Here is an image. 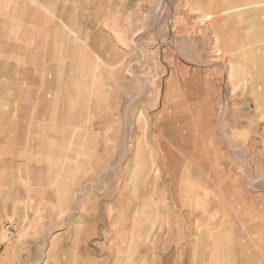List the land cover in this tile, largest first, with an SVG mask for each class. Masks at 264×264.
<instances>
[{"label": "rangeland", "instance_id": "374dc122", "mask_svg": "<svg viewBox=\"0 0 264 264\" xmlns=\"http://www.w3.org/2000/svg\"><path fill=\"white\" fill-rule=\"evenodd\" d=\"M243 4L0 0V264H175L168 220L115 214L157 164L185 179L213 146L264 186V19L238 49L213 22Z\"/></svg>", "mask_w": 264, "mask_h": 264}, {"label": "crops", "instance_id": "0c3cea01", "mask_svg": "<svg viewBox=\"0 0 264 264\" xmlns=\"http://www.w3.org/2000/svg\"><path fill=\"white\" fill-rule=\"evenodd\" d=\"M11 134L15 145L26 140L22 126ZM212 148L210 159L204 155V164L197 167L194 175L190 167L185 179L181 175L172 179L175 175L170 172L174 169L167 164H157L159 179H151L155 175L154 165L150 164L147 168L150 182L146 185L141 182L140 188L135 187L133 191L140 198L141 209L132 208L115 215H162L169 221L167 225L171 231L168 234L174 237L175 264H264V186L250 184L246 176L254 179V169L234 162V153L220 147ZM217 152L230 154L232 158L214 164L212 159ZM0 171L5 174L7 169ZM223 174L228 176V181L214 182ZM197 177L204 181L195 180ZM2 186L10 185L4 180ZM21 188L20 198H26L28 191ZM1 202L4 205L3 199ZM20 210L23 215L27 208ZM181 237L183 242L180 243Z\"/></svg>", "mask_w": 264, "mask_h": 264}, {"label": "bare ground", "instance_id": "6f19581e", "mask_svg": "<svg viewBox=\"0 0 264 264\" xmlns=\"http://www.w3.org/2000/svg\"><path fill=\"white\" fill-rule=\"evenodd\" d=\"M216 4V3H215ZM237 8V7H236ZM233 9H235V8H233ZM238 9H242V11H240V13L238 14V16L241 18V19H239V23L238 22H236V23H234V20H235V17L234 16H231V15H229V14H226L227 13V11L229 10H222L224 13H223V15H219V16H216L219 12H217V14L215 15L216 17H214L213 19H215L216 21H214L213 20V22H214V24H216V26H218V24L219 23H221V24H223L222 26H221V28H224L225 29V31H226V34L225 35H223V36H225L226 38H231V40H232V44H236V46H237V49H238V45L237 44H241L242 45V47L243 46H245V44H246V46L248 45L247 44V41L249 42V43H253V40L255 41V40H257V39H252V38H250L249 37V35H246L245 34V30H247L246 32H248V29L251 27V28H253L252 30H254V29H256V28H259L258 26H256L257 25V20H256V18L257 19H259V18H261V19H264V0H244V4L242 5V6H239V8ZM226 11V12H225ZM238 11V10H237ZM236 11V12H237ZM232 12V11H231ZM235 12V11H234ZM232 14V13H231ZM236 14V15H237ZM213 17V16H212ZM211 18V17H210ZM210 18H209V20H210ZM251 20V21H250ZM253 20V21H252ZM220 24V25H221ZM263 24H264V20H263ZM211 25V24H210ZM212 26V25H211ZM215 31V30H214ZM221 31V30H220ZM224 31V30H223ZM255 31V30H254ZM262 31V30H261ZM217 33V32H216ZM215 33V34H216ZM250 33H251V31H250ZM260 33V32H259ZM222 34H220V38L221 39H223V36H221ZM255 35V34H254ZM264 37V36H263ZM223 40H225V39H223ZM222 40V41H223ZM228 41V40H227ZM223 44V43H222ZM261 44V43H260ZM264 44V43H263ZM258 45V44H257ZM230 46V45H229ZM255 46V45H254ZM226 47H228V46H226ZM234 48V47H233ZM240 48V47H239ZM247 48V47H246ZM65 49V48H64ZM61 50V49H60ZM242 50V49H241ZM231 51V50H230ZM234 51H235V49H234ZM233 53V52H232ZM231 53V54H232ZM235 53H237V52H235ZM239 53V52H238ZM63 54H64V52H63ZM62 54V55H63ZM230 54V53H229ZM234 54V53H233ZM237 55V54H236ZM236 55H235V57H236ZM3 56V55H2ZM11 56V55H10ZM5 57V56H4ZM8 58V57H7ZM237 58V57H236ZM239 61V60H238ZM10 62V61H9ZM87 66V65H86ZM245 67V66H244ZM88 68V67H87ZM236 70H238V69H236ZM246 70V69H245ZM245 70L243 71V69H242V71L245 73ZM242 71L240 70L239 71V73L240 74H242ZM43 72V71H42ZM238 72V71H237ZM238 73V74H239ZM243 75V74H242ZM64 76H65V74H64ZM91 81V80H90ZM85 83V82H84ZM66 85V84H65ZM93 86V85H92ZM86 87V86H85ZM86 89V88H85ZM93 89V88H92ZM89 90V89H88ZM102 95V94H101ZM85 97V96H84ZM83 97V98H84ZM100 97V96H99ZM102 97V96H101ZM100 97V98H101ZM79 98V97H78ZM85 99V98H84ZM80 100H81V98H80ZM86 100V99H85ZM102 100V99H101ZM79 101V100H78ZM100 101V100H99ZM81 103V102H80ZM78 104V103H77ZM83 104V103H82ZM79 106H80V104H79ZM85 107V106H84ZM77 109V108H76ZM77 111V110H76ZM53 113V112H52ZM78 114V113H77ZM207 146H208V144H207ZM195 148L197 149V150H201L202 149V147H199V145H198V142H196L195 143ZM218 161V160H217ZM197 176V175H196ZM195 177V176H194ZM198 178V177H197ZM195 180H199V181H201L199 178L198 179H196L195 178ZM194 180V181H195ZM215 182H217V181H215ZM195 188V187H194ZM194 190V189H193ZM192 190V191H193ZM196 191V190H195ZM198 193H199V190H198ZM199 195V194H198ZM195 196V194L193 193V195H192V197H194ZM197 196V195H196ZM196 198V197H195ZM195 200V199H194ZM211 200H212V198H211Z\"/></svg>", "mask_w": 264, "mask_h": 264}, {"label": "built area", "instance_id": "2783aa9c", "mask_svg": "<svg viewBox=\"0 0 264 264\" xmlns=\"http://www.w3.org/2000/svg\"><path fill=\"white\" fill-rule=\"evenodd\" d=\"M6 230H7V231H9V230H14L13 225H7Z\"/></svg>", "mask_w": 264, "mask_h": 264}]
</instances>
